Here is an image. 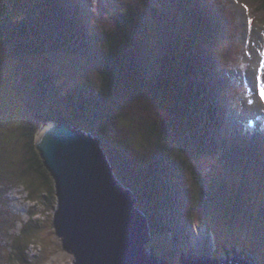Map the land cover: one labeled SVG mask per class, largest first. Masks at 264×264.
I'll list each match as a JSON object with an SVG mask.
<instances>
[{
  "label": "trees",
  "instance_id": "obj_1",
  "mask_svg": "<svg viewBox=\"0 0 264 264\" xmlns=\"http://www.w3.org/2000/svg\"><path fill=\"white\" fill-rule=\"evenodd\" d=\"M247 5L255 19L264 16V0H251ZM163 12L172 15L170 22ZM24 14L26 20L12 29ZM149 15L156 32L152 31ZM180 23L184 29L179 27ZM88 27L76 0H0L1 42L15 46L14 56L34 59L46 53H68L92 58L93 34ZM222 31L211 9L201 3L197 5V0H125L123 12L109 14L103 20L107 53L98 63L100 90L78 85L75 91L66 90L63 95L57 93L55 75L46 74L43 78L49 70H38L40 80L43 79L38 85L42 95L56 93L57 98L63 99L60 108L50 116H45V112L44 116L39 114V120L42 119L39 128L47 123L69 122L104 141L103 151L119 174H115L116 178L131 192L136 207L145 213L151 239L155 241L153 246L148 245L152 249L157 250V241L164 244L177 235L184 240L183 251H186L190 241L186 237L189 224L182 220L188 198L186 170H190L188 180L193 182V190L196 185L200 187L199 196H194L196 205L190 209L197 229L204 223L209 228L213 208L219 211L220 221L233 223L234 217L244 212L232 211L238 199L233 195V186L245 180L257 181L252 175L240 172L243 177L238 182L234 179L230 188L206 189V176L194 164L197 157L218 155L226 140L231 139L222 136L224 127L230 128L227 116L230 103L224 100V90H233L232 83L227 88L222 79L223 60L218 55L219 51L225 52L220 42ZM234 73H228L231 79ZM131 108L139 113L143 144L157 148L156 154L146 161L144 156L138 164L129 159L128 147L121 138L125 134L123 129H130L127 113ZM26 125L24 136L28 138L31 153L28 172L36 173L49 191L48 198L53 195L57 200L54 179L36 147L40 129L29 126L30 122ZM244 129L239 138L245 142V153H253L258 162L262 161L263 154L252 150L258 132L250 125ZM260 132L264 141V129ZM127 143L133 144L130 139ZM28 172L15 181L23 183L21 177ZM36 190L39 193L40 186ZM1 192L6 190L0 182V198ZM2 229L0 220V240ZM158 246L157 253L163 248ZM17 249L12 260L14 264H23L24 252L19 254Z\"/></svg>",
  "mask_w": 264,
  "mask_h": 264
},
{
  "label": "rangeland",
  "instance_id": "obj_2",
  "mask_svg": "<svg viewBox=\"0 0 264 264\" xmlns=\"http://www.w3.org/2000/svg\"><path fill=\"white\" fill-rule=\"evenodd\" d=\"M76 1L83 10L90 33L93 34L90 51L92 58L85 54L68 53H46L35 56L34 59L18 57L12 54L15 46L2 43L0 37V182L6 190L5 193L1 192L3 197L0 198V220L3 222L0 264H14L12 254L18 251L17 247L20 249L19 254L24 252L26 262L23 264H74L76 259L64 248L62 240L56 234L54 222L58 199L55 200L53 195L48 198L49 191L44 188L41 178L33 171L28 172L31 153L28 149V138L24 136L28 122L34 129H40L37 138L44 133L46 127H51L53 123L39 128L42 119L39 120L38 116H44V112L45 116H50L54 110L60 108L63 100L57 98L56 93L50 95L46 92L42 95L38 85L43 79L40 80L38 70H49L44 72L43 78L46 74L55 75L57 93L63 95L66 90L75 91L78 85L90 86L96 91L102 87L98 63L107 53L102 34L103 20L105 21L109 14L113 16L123 12L125 0ZM250 1L197 0V5L201 3L205 8L211 9V13L223 27L220 42L225 52L218 53L223 60L222 78L226 79L228 86L229 82L235 86L233 90L229 88L224 91L226 93L229 90L225 97L222 94L225 100L231 99L229 102L226 100L230 103L229 115L226 113L229 116L230 128L226 130L224 127L222 136H230L231 139L226 140L218 155L197 157L194 164L206 176V189L230 188L234 179L238 182V178L243 177L240 172L252 175L257 181L245 180L233 186V195L236 194L238 199L232 211L236 213L242 209L245 212H239L233 223L228 220L220 221L219 211L213 208L209 228L204 223L197 229L196 222L191 220L190 209L196 205L194 196H199L200 187L196 185L193 190V182L188 180L190 170H186L188 198L182 220L189 224L186 236L190 239L189 244L186 251H183L184 240L177 235L167 239L164 244H161L160 240L156 242V253L159 250L158 244L162 245V251L157 254L169 264H181L182 255L195 258H226L229 252L234 255L235 248L264 264V158L258 162L253 153L246 154L245 142L239 138L240 133L245 130L243 126L250 125L258 132L257 143H252V150L255 149L264 156V141L260 132L264 129V98L260 94L261 88H264V16L254 18L247 5ZM169 8L171 9L170 6ZM163 15L168 22L172 20L170 13L163 12ZM26 17L25 14L20 16L18 24L12 26V29L19 27V22L24 18L26 20ZM148 21L152 31L156 32V25L150 15ZM179 27L185 28L183 23H180ZM228 73H234V77L231 79L232 76ZM137 115L139 116V113H136L135 108L128 111L127 124L130 129L124 128L127 135H121L128 147L129 159L131 158L134 164L140 163L144 156H147L145 161L148 160L157 151L148 141L149 144H143L144 135L141 134V122ZM128 139L133 144H128ZM114 170L118 176L115 168ZM26 172L28 173L21 177L23 183L15 181ZM37 186L41 188L39 193ZM32 202H36L37 206L32 205ZM153 243L155 241H152V246ZM178 249L180 252H177Z\"/></svg>",
  "mask_w": 264,
  "mask_h": 264
},
{
  "label": "water",
  "instance_id": "obj_3",
  "mask_svg": "<svg viewBox=\"0 0 264 264\" xmlns=\"http://www.w3.org/2000/svg\"><path fill=\"white\" fill-rule=\"evenodd\" d=\"M37 150L56 184L54 226L74 264H169L152 245L144 211L116 178L102 140L69 122L53 123ZM181 264H257L237 250L234 256H181Z\"/></svg>",
  "mask_w": 264,
  "mask_h": 264
},
{
  "label": "bare ground",
  "instance_id": "obj_4",
  "mask_svg": "<svg viewBox=\"0 0 264 264\" xmlns=\"http://www.w3.org/2000/svg\"><path fill=\"white\" fill-rule=\"evenodd\" d=\"M228 76H229V75H228ZM228 76H227V77H228ZM222 79H223V78H222ZM224 80H225L226 87H227L228 82L226 81V79H223V81H224ZM229 85H230V82H229ZM231 86H232V88L234 87L232 84H231ZM224 91H225V90H224ZM228 91H229V90H228ZM228 91H227V92H228ZM227 92L224 93L225 96H226ZM225 96H224V97H225ZM224 100H225V98H224ZM226 100H227L228 102L231 101V99H230V100H229V99H226ZM226 100H225V101H226ZM250 124H251V123H250ZM49 126H50V125H49ZM49 126L46 127V128L44 129V132L47 131V130L50 128ZM253 127H254V126H253ZM243 129H244V126H243ZM239 253H240V252H239ZM240 254H242V253H240ZM242 255L245 256V254H242ZM258 264H259V263H258Z\"/></svg>",
  "mask_w": 264,
  "mask_h": 264
},
{
  "label": "clouds",
  "instance_id": "obj_5",
  "mask_svg": "<svg viewBox=\"0 0 264 264\" xmlns=\"http://www.w3.org/2000/svg\"><path fill=\"white\" fill-rule=\"evenodd\" d=\"M262 72H263V70H262ZM37 140H38V138H37ZM53 179H54V178H53ZM54 183H55V180H54ZM55 189H56V184H55ZM57 199H58V198H57ZM29 201L31 202L30 199H29ZM31 204L37 206L36 202H32ZM56 212H57V211H56ZM63 246H64V245H63ZM235 250H237V249L235 248L234 251H235ZM67 251H68V250H67ZM237 251H238V250H237ZM34 254H35V252H34ZM34 254H33V255H34ZM228 254H230V252H229ZM230 255H231V254H230ZM231 256H234V255H231ZM207 257H208V256H207ZM226 258H227V257H226ZM256 262H257V260H256ZM257 264H258V263H257Z\"/></svg>",
  "mask_w": 264,
  "mask_h": 264
},
{
  "label": "snow or ice",
  "instance_id": "obj_6",
  "mask_svg": "<svg viewBox=\"0 0 264 264\" xmlns=\"http://www.w3.org/2000/svg\"><path fill=\"white\" fill-rule=\"evenodd\" d=\"M260 94H261V97L264 98V88H261Z\"/></svg>",
  "mask_w": 264,
  "mask_h": 264
}]
</instances>
